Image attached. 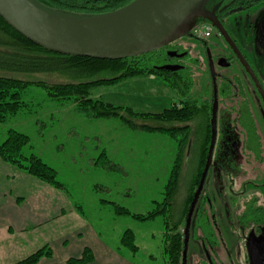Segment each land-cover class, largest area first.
I'll list each match as a JSON object with an SVG mask.
<instances>
[{
    "label": "rangeland",
    "instance_id": "1",
    "mask_svg": "<svg viewBox=\"0 0 264 264\" xmlns=\"http://www.w3.org/2000/svg\"><path fill=\"white\" fill-rule=\"evenodd\" d=\"M261 11H264L262 7L257 8V13H260L258 16L245 10L235 12L227 25L231 35L236 39L237 47L241 48L256 64H264V52H260L258 48L260 37L258 21ZM213 40L214 38H211L209 42L210 48L214 50L217 44ZM186 42L193 44L192 48H189L192 53L191 57L196 56L201 61L198 65L194 64L195 67L192 66V86L188 96L195 98L202 106L205 94L211 96V91H207V85L209 87L212 85V72L197 41L189 38ZM213 54L215 55L214 51ZM220 68L216 67L215 72L220 88L218 95L221 103L223 97L220 90L224 85L222 76L231 77L232 70ZM262 70L259 74L264 81V68ZM239 76L243 78V75ZM22 78L32 81L37 77L22 76ZM45 80L49 82V80L58 81L59 79L54 77ZM22 92V99L29 103V106L16 115L10 116L6 121L0 122V142L5 139L11 127L26 133L31 138L32 148H26L27 151L31 150L38 154L57 170L58 180L67 186L70 203L74 202L75 205L80 206L88 224L93 227L106 246L108 245L137 264H165L163 217H157L152 221H138L131 215L114 213L112 203H119L131 212L147 213L155 207L154 200L162 202L163 186L169 179L172 160L175 156V142L160 131L146 132L141 129H131L118 117L89 118L83 112H77L73 102L53 100L48 91L36 85L29 86ZM120 92L116 85H100L93 88L95 97L113 99L120 103H134L137 109L142 111L156 112L177 100L175 92L171 90L169 93L159 90L154 92L152 90V93L148 91L147 94H143V98H137V95L141 93L136 91L135 87L125 89L123 95ZM252 111L259 124L258 132L262 133L260 141L262 147L257 149L252 146L251 152L240 155L236 162L250 173L245 180L259 182L258 179L264 176V127L253 108ZM219 117L221 121V113ZM150 122L156 124L154 121ZM254 142L251 140L252 144ZM103 149L107 151L111 163L116 164L115 168L110 164L101 165L95 162L94 158H98ZM259 150H262L260 155L257 152ZM259 156H262V160ZM184 164L182 172L184 180L175 196L174 207L176 208L177 205L179 207L182 194L191 181L195 159L191 158ZM2 171L11 173L7 167L0 164V172ZM220 171L224 173L222 168ZM208 175L205 187L209 189L214 208L219 213L217 217L219 230L232 251L238 247L239 236L232 224L230 225L232 220L225 212L236 213L241 210L242 198L235 203V196L229 191L230 181L226 175L220 178V181L225 184L221 190L215 185L213 169ZM9 182L15 183L14 181L12 183V179ZM247 188L246 194L248 195L260 190L255 184H249ZM240 189L241 187L238 186L237 190ZM15 190L17 194L25 195L26 193L24 187L22 189L15 187ZM220 211L225 214L220 216ZM235 224L238 227V224ZM129 228L136 235V244L139 246L136 253L121 245L122 234ZM198 248H201L199 241L190 242V254L197 252ZM95 255L94 252V257ZM65 261L67 263L68 260Z\"/></svg>",
    "mask_w": 264,
    "mask_h": 264
},
{
    "label": "trees",
    "instance_id": "2",
    "mask_svg": "<svg viewBox=\"0 0 264 264\" xmlns=\"http://www.w3.org/2000/svg\"><path fill=\"white\" fill-rule=\"evenodd\" d=\"M30 1L61 16L86 17L119 10V8L129 5L135 0ZM215 2L216 0H212V3ZM235 2L244 5L250 2L264 3V0H236ZM204 18L202 17V19ZM159 53L160 51L156 49L142 55L110 60L91 56L64 55L35 44L19 31L17 32L0 16V122L6 121L10 116L16 115L29 106V103L22 99V91L29 86L36 85L48 91L53 100L73 102L74 109L77 112H83L89 118H111L114 116L131 129H141L146 132L160 131L166 134L175 142V156L172 160L169 179L163 186L164 197L162 202L154 200L155 207L147 213L131 212L119 203L113 202L112 206L114 213L131 215L138 221H152L157 217H163L165 264H182L186 218L196 192L195 185L200 181L201 173L206 166L211 143V103L213 98L212 95L209 97L208 94H205L202 106L198 104L195 98H190L188 94L192 86V74L180 72L172 74L160 69L161 58ZM146 75L158 76L171 91L175 92L177 100L171 102L168 107L155 112L137 109V105L134 103H120L113 99L109 100L93 95L94 87L100 85L113 86L123 82V80L145 77ZM22 76L37 78L30 81L22 78ZM54 77L59 80H49V82L45 80ZM222 97L223 102H227V105L236 103L238 98L228 87L223 91ZM239 111L242 114L239 116H241L240 122L244 131L237 127L238 119L232 121H236L235 123H230L229 128L234 132L233 136L235 137L230 136L228 141L230 144H227L232 147L231 143L238 139L235 133L236 128L243 135L245 145L250 144V137L257 129L255 126L257 121L253 118L250 109H244L241 106ZM150 121H154L156 124ZM30 141L31 138L26 133L11 127L5 139L0 142V160L25 171L29 176L41 182L67 192L69 195L66 184L58 180L57 170L48 162L46 163L38 154L31 150L27 151L29 148L32 149ZM218 144L217 141L212 165L233 163L235 156L237 158L243 155L242 153L233 156L218 154ZM260 153L261 151H258V155ZM191 158L195 159V169L191 173L192 177L188 188L182 194L180 205L178 207L176 204V208L174 207L175 196L181 189L180 186L184 180L182 173L184 163ZM94 159L98 164L104 165L106 163V165L110 164L111 167L115 168L116 164L111 163V158L104 149L98 158ZM234 168L243 170V167L236 162L235 167H232V176L238 174ZM76 207L81 209L79 205ZM121 245L133 253L139 250V246L136 244V235L131 228L122 234ZM84 248L81 256L67 259V264H86L94 261L93 249L87 246ZM54 253L51 244H45L27 257L17 260L14 264H39L43 258H53ZM52 264L61 263L54 261Z\"/></svg>",
    "mask_w": 264,
    "mask_h": 264
},
{
    "label": "flooded vegetation",
    "instance_id": "3",
    "mask_svg": "<svg viewBox=\"0 0 264 264\" xmlns=\"http://www.w3.org/2000/svg\"><path fill=\"white\" fill-rule=\"evenodd\" d=\"M235 1L236 0H216L215 3H212L211 0L208 3L207 8L209 10H214L218 21L220 22L221 26H224L225 30L227 31L228 37L231 38L234 46L237 49L234 48V46L232 48L227 38L219 32L218 28L215 27V25L207 18L202 19V16L192 17L188 20V22H194L195 25L199 24L200 21L207 22L211 27H213V31L210 37H199L192 32L193 30H190V33L188 35L179 37L177 40L157 49V51H160V56L157 55L161 58V63H159L160 69L171 72L172 74L179 72L190 74L192 72V66L195 67L194 64L198 65L199 63H201V61L200 58L196 56L193 58L191 57L192 53H190L189 48H192L191 46H193V44L187 43L186 41L191 38L196 40L197 43L201 46L204 52L205 61H207L208 65L210 66L212 77L213 75L215 77V79H212V85L210 87L209 85H207V91H211L210 95H212L213 98V101L211 103L212 111L214 108L213 104L215 99V90L217 95V133L215 139L216 143L217 141L219 143L217 151L218 154H230V156H233L235 154L240 155L241 153L247 154L251 152L252 146H255L257 149H261L262 147L260 142L262 139V133L258 132L259 124L257 122L255 123L256 127L258 125L256 132L253 134V136H249L250 139L253 140V142L255 141L253 144L250 140V144L245 145V143L243 142V135L241 134L239 129L236 128L235 133L237 134L238 139L231 143L233 147L228 145L230 144L228 142L230 136L235 137L233 136L234 132L229 128V126H231L230 123L236 122H232L233 120L238 119V121L236 122L237 127L239 125L241 131H244L243 126L240 122L241 116H239L242 115L239 111L241 109V106H243L244 109H250V111L252 112V116H254V112L252 111L253 108L256 115L258 116V119L262 120V125L264 127V99L249 71L250 68V70L254 72L264 90V81L259 74L260 71H263L262 69L264 68V64L253 63L251 59H249V57L245 54V52L241 48L237 47L236 39L231 35L230 30L227 26L229 20H231V17L235 12L245 10L255 15L257 14L258 16L260 13H257V8L262 7L264 9V3L250 2L244 5H241V3H239V5ZM261 12L262 13L260 16V20L258 21V34L260 36L258 41V48L260 52H264V11ZM211 38H214L213 41H215V43L217 44L214 47V50L210 48L209 40ZM212 50L215 52V55L213 54ZM247 65L249 66V68ZM216 67H221L220 69L229 68L232 70L231 77L228 75L222 76L224 79L222 83L224 85L220 90V94H222L225 88L228 87L233 91V94L238 97L236 103L234 102V104L232 103L231 105H227V102L225 103L223 101H221L220 103V98L218 95L220 88L217 83V76L215 72ZM239 75H243V78ZM220 113L222 117L221 121L219 117ZM253 118L256 119L255 116ZM258 142H260V144H257ZM259 151H261L262 153V150ZM236 159L237 161L239 160V158H236L235 156V160H233V163L228 162L215 166L212 165L211 158V165L208 169V172L206 174L207 176L203 184L204 187L201 191L198 202L195 206L193 217L191 219L192 223L189 230L190 239L188 242L189 246L187 249L186 264H253L252 260L254 259H257L260 264H264V176L258 179L260 180L259 182H255L254 180L250 179L245 180L246 176L250 174L246 168H243V170L234 168L238 172V174L237 176H232V167H235ZM259 159L262 160V156H259ZM218 167L222 168L224 173H222L220 171V168L218 169ZM211 169H213L215 185L219 190L223 189L222 187H225V184H223L224 182L220 181V178L222 175H226L230 181L228 184L230 189L229 191H231L233 196H235V203H237L239 198H242L241 210L237 211L236 213L232 211L225 212L228 218L230 217V219L232 220L230 225L232 224L233 229L236 230L239 236L238 247L236 249H233L232 251L227 246L226 242L224 241L223 234L219 230L217 220L219 213L214 208L213 199L210 195L209 189H206L205 187V183L209 177L208 174ZM198 184L195 185L196 189L198 188ZM249 184H255L258 188H260V190L253 193L252 195L246 194L248 189L247 186ZM238 186L241 187L240 190H237ZM225 213L223 211H220V216L224 215ZM235 223L238 224V227H236ZM191 241H199V243L201 244V248H198L197 252L192 254H190ZM183 259L184 255L182 254V264Z\"/></svg>",
    "mask_w": 264,
    "mask_h": 264
},
{
    "label": "water",
    "instance_id": "4",
    "mask_svg": "<svg viewBox=\"0 0 264 264\" xmlns=\"http://www.w3.org/2000/svg\"><path fill=\"white\" fill-rule=\"evenodd\" d=\"M210 0H135L131 4L119 8V10L108 12L97 16L68 17L61 16L54 12L39 7L30 0H0V16L10 24L17 32L19 31L29 40L39 46H44L50 51L61 54L91 56L102 59H122L142 55L155 51L168 43L186 36L195 26L194 22H188L192 17L202 16L212 22L219 32L224 35L232 48L234 46L224 26H221L214 10L208 9ZM30 5L38 11H43L50 17L60 20H93L97 17L113 16L109 21L101 23L116 25L115 27L98 32L71 31L60 28L54 23H49L37 17L26 6ZM217 8V7H215ZM197 25V24H196ZM234 48H236L234 46ZM237 49V48H236ZM248 66V65H247ZM249 68V66H248ZM250 74L256 82L264 99L263 87L252 70ZM213 79H215L213 75ZM216 88V83H215ZM214 108L212 111V137L206 166L202 178L190 205L186 218L183 264H186L188 242L190 239V226L195 206L203 189L206 174L211 165L213 149L216 143L217 125V95L214 91ZM253 264H260L257 259L252 260Z\"/></svg>",
    "mask_w": 264,
    "mask_h": 264
},
{
    "label": "crops",
    "instance_id": "5",
    "mask_svg": "<svg viewBox=\"0 0 264 264\" xmlns=\"http://www.w3.org/2000/svg\"><path fill=\"white\" fill-rule=\"evenodd\" d=\"M115 85L121 95L125 94V89L135 87L141 93L137 98H143V94L152 93V90L170 92L169 87L153 75L126 79ZM0 164L11 172H0V264H14L45 244H51L55 254L51 259H41L39 264L54 261L67 264L65 260L79 257L86 246L96 254V260L87 264H137L106 246L88 224L82 209L70 203L67 192L2 160ZM10 179L12 183L17 181L11 184ZM15 187H24L25 195L17 194Z\"/></svg>",
    "mask_w": 264,
    "mask_h": 264
},
{
    "label": "bare ground",
    "instance_id": "6",
    "mask_svg": "<svg viewBox=\"0 0 264 264\" xmlns=\"http://www.w3.org/2000/svg\"><path fill=\"white\" fill-rule=\"evenodd\" d=\"M27 9H29L30 12H32L34 15H36L39 18H42L43 20L49 22V23H54L60 28H66L71 31H82V32H98V31H104L105 29H109L112 27H115L116 25H108L110 22L108 19H110L113 16H108V17H97V19L93 20H74V21H69V20H60L55 17H50L43 11H38L35 8H32L30 5L26 6ZM101 21H109L106 24L101 23Z\"/></svg>",
    "mask_w": 264,
    "mask_h": 264
},
{
    "label": "built area",
    "instance_id": "7",
    "mask_svg": "<svg viewBox=\"0 0 264 264\" xmlns=\"http://www.w3.org/2000/svg\"><path fill=\"white\" fill-rule=\"evenodd\" d=\"M213 31V27H211L206 22H201L199 25L195 26L193 29V33L197 36H201L203 38H208L211 36V33Z\"/></svg>",
    "mask_w": 264,
    "mask_h": 264
}]
</instances>
